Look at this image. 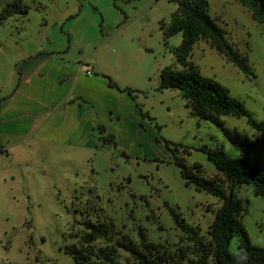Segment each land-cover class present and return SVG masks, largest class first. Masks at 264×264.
I'll return each instance as SVG.
<instances>
[{"label":"rangeland","instance_id":"374dc122","mask_svg":"<svg viewBox=\"0 0 264 264\" xmlns=\"http://www.w3.org/2000/svg\"><path fill=\"white\" fill-rule=\"evenodd\" d=\"M7 1L0 0V11ZM22 5L24 12L0 22V102L18 85L20 60L38 50L94 64L97 75L109 76L118 87L112 95L102 92L93 119L87 114L77 129L48 110L28 114L37 127L27 137H0V264H76L66 248L77 242L80 212L91 205L94 218L113 222L136 243L142 231L147 242L170 252L185 241L178 221L206 233L221 200L187 184L173 155L188 166L199 163L209 177L217 172L201 147H219L230 156L243 148L193 115L178 89L158 88L164 67L182 68L175 52L181 33H164L177 0H23ZM208 11L254 74L242 72L205 39L194 43L189 61L227 87L255 119H264V25L238 0H208ZM125 88L136 91L131 96ZM221 119L244 136L264 137L245 117ZM97 125L105 127L103 137ZM235 194L247 201L241 220L250 240L264 246V196L251 185ZM237 241L230 240L233 252ZM118 258L133 264L123 249Z\"/></svg>","mask_w":264,"mask_h":264},{"label":"trees","instance_id":"16d2710c","mask_svg":"<svg viewBox=\"0 0 264 264\" xmlns=\"http://www.w3.org/2000/svg\"><path fill=\"white\" fill-rule=\"evenodd\" d=\"M238 1L248 8L256 21L264 25V0ZM22 2L23 0L7 1L0 11V22L19 11L24 12ZM177 3V11L164 28V33L167 37L181 33L182 39L175 52L176 60L182 68L164 67L160 71L158 88L178 89L193 115L214 123L226 138L242 146L243 150L236 156H230L219 147H201L217 172L209 177L202 173L199 163L188 166L183 157L173 155L187 184H194L197 189L205 190L221 200L206 233H201L196 226L178 221L185 241L177 252H170L147 242L142 231L139 232L140 240L136 243L128 235L116 230L113 222L103 219L100 221L99 216L94 218L92 213L97 209L91 205L80 212L82 220L78 223L83 227L76 235L77 242L66 248L76 264H123L118 258V249L126 251L132 257L133 264H264V246L252 243L241 220L247 201L235 194V189L241 185H251L256 195L264 196V137L253 139L244 136L235 128L227 127L221 116L245 117L249 125L258 132H264V119H255L241 100L230 95L227 87L215 78L202 75L189 61V56L194 43L205 39L242 72L247 75H253L254 72L247 56L236 51L228 40L225 29L210 15L208 0H177ZM102 77L110 87H118L109 76ZM125 91L132 96V92L136 90L125 88ZM139 112L144 117L143 112ZM99 132L103 137L105 127L100 125ZM107 138V141L115 144L112 134H108ZM171 144L169 141L165 142L166 148L172 151ZM171 212L174 213V210L171 209ZM174 215L177 218L178 215ZM117 233H120L119 238L115 237ZM233 237L238 240L235 252L229 248ZM97 240H104V244L95 245Z\"/></svg>","mask_w":264,"mask_h":264},{"label":"crops","instance_id":"0c3cea01","mask_svg":"<svg viewBox=\"0 0 264 264\" xmlns=\"http://www.w3.org/2000/svg\"><path fill=\"white\" fill-rule=\"evenodd\" d=\"M18 70L19 85L0 102V137H27L37 127L35 118L28 114L48 110L62 117L64 125L71 120L77 129L87 114L88 119H93L104 90L109 91L107 95L113 94L107 81L97 75L94 64L68 59L62 53L38 50L21 59ZM88 70L92 75L86 73ZM112 106L109 116L115 119L118 114ZM99 126L97 132L101 135Z\"/></svg>","mask_w":264,"mask_h":264},{"label":"built area","instance_id":"2783aa9c","mask_svg":"<svg viewBox=\"0 0 264 264\" xmlns=\"http://www.w3.org/2000/svg\"><path fill=\"white\" fill-rule=\"evenodd\" d=\"M86 73H87L88 75H92V72H91L90 70H88Z\"/></svg>","mask_w":264,"mask_h":264}]
</instances>
